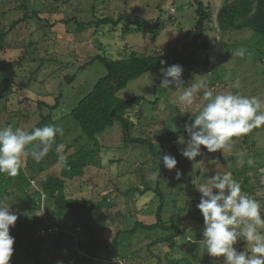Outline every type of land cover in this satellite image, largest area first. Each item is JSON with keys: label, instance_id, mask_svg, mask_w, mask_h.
<instances>
[{"label": "trees", "instance_id": "16d2710c", "mask_svg": "<svg viewBox=\"0 0 264 264\" xmlns=\"http://www.w3.org/2000/svg\"><path fill=\"white\" fill-rule=\"evenodd\" d=\"M58 1L62 0H48L45 5L34 8L36 11L33 12H29L25 4L20 5L21 9H28L27 13L0 35V41H3L18 25L29 21L30 31L32 26L37 27L35 31L30 32L22 57L9 62L14 68L8 72L4 69V76L0 78V128L7 121L10 112L5 104L17 96L18 91L12 89L17 87L19 90L27 88L36 101V111L24 107L19 109L18 113L17 119L20 123L26 126L29 121L31 122L28 127L31 128L30 131L49 124L58 126L57 123L54 124L55 115L67 111L66 114L69 116L67 119L74 124L75 130L79 133L72 144L65 145L62 141L54 143L53 148L40 161H35L30 156L24 157L19 175L10 177L6 173H0V202L15 198L19 206L25 210L21 214L15 212L18 219L10 228V235L15 238L10 264H50L51 256H47L46 250L54 255L64 254L59 255L66 257L64 264H191L189 259L184 257L175 258L174 252L183 233L185 219L183 217L179 219L175 212L170 215L169 221H165L166 197L160 187L168 170L163 165V155L171 154L178 162L184 158L180 154L182 147L176 146L175 141L170 140L156 148L153 141L140 136L134 137L132 133L138 128L132 119L139 118V113L130 111L142 107V104L148 101L144 97L123 100L118 95L133 80L151 71L161 70V60L166 61L164 67L173 64L182 67L196 66L198 64L196 51L206 45L202 40L206 30L205 24L212 19L210 7H205L200 0H194L197 23L191 40L180 48L170 49L165 55H140L127 50L125 57L112 59L97 51L79 60L78 65H75V72H67L72 64L64 58L69 54L66 55L58 49L53 55L48 49V43L53 44L57 37L53 31L55 23L41 15L43 8L50 12L47 6ZM251 1L255 7L250 14L247 10L241 9L239 2L230 3V0H227L217 13L218 30L220 32L250 30L264 41V0ZM60 22L73 43L80 48L79 50L76 47L74 53L78 59L80 51L82 53L86 46L83 42L87 34L91 40L106 31L111 33L120 31L124 38L132 33H150L157 37L163 30L160 20L154 23L129 12L120 13L117 17L98 15L95 7L89 19L70 15ZM93 42L94 45L95 41ZM97 49L101 50V47ZM54 51L53 46L52 52ZM97 62L104 66L106 74L98 79L91 91L83 93V97L77 101L71 100L73 95L65 96L63 89L71 87L78 91L79 88L75 85L80 75L86 73L88 68ZM24 63L25 65L21 66ZM30 63L32 66L27 67L26 64ZM209 63L210 59L207 57L202 65L208 66ZM49 66H55L56 71L46 75ZM26 69L30 70L28 75H24ZM60 70L64 73L60 74ZM20 78L24 83L18 84L16 80ZM87 79L85 76L82 80ZM37 83L41 86H37ZM50 86H58L61 90L56 96L51 91V94L44 95L43 89L50 90ZM18 96L20 97L19 94ZM19 97L16 102L22 104L24 100ZM3 99L6 101L3 102ZM156 103H159V99ZM133 116L135 117L132 118ZM36 118H39V122L35 123ZM48 120L50 123L47 124ZM6 123L5 126H8V122ZM116 123L123 127L126 144L137 143L146 146L153 158L161 162L156 188H150L146 178L142 180L143 185L140 188L131 187V184L126 185V190L120 185L119 188H113L114 179L120 182V179L129 175L124 172L116 178L114 174L105 171L103 175L109 177V185L112 188L100 189V178L103 176L101 165L104 161L100 154L102 144L98 136ZM61 128L63 129V126ZM33 143L38 144L39 141ZM58 144L64 145V149L59 152L55 149ZM53 154L56 156L51 158ZM109 160L111 165L120 162L114 157ZM57 163L59 165L55 167ZM241 187L242 191L248 188ZM138 190L140 197L147 196L148 192L152 194L151 196L156 194L157 198L160 197L155 210L152 211L154 200L151 198L149 203L142 204L134 219L133 216L126 215L125 211L118 212L119 215L111 213L112 210L116 212L121 210L118 209V200L121 196L135 195ZM188 201L190 204L195 202L193 199ZM42 211L46 212L48 217H42ZM181 211L184 212L183 209ZM125 223L127 227H124ZM112 227L115 231L112 239L103 238L97 233L98 229L107 230ZM137 242L145 243L146 247L135 249ZM45 257L50 262L46 261ZM208 260L213 264L212 259ZM199 264H206V259H201Z\"/></svg>", "mask_w": 264, "mask_h": 264}, {"label": "rangeland", "instance_id": "374dc122", "mask_svg": "<svg viewBox=\"0 0 264 264\" xmlns=\"http://www.w3.org/2000/svg\"><path fill=\"white\" fill-rule=\"evenodd\" d=\"M200 1L205 7H210L212 15L211 21L205 24L206 30L202 42L206 45L196 51L198 64L196 66H184L182 75L183 87L189 86L195 80H203L207 85V88L202 89L197 95L194 104L182 107L176 102L177 97L183 91L182 88L179 89L174 84L170 85L169 88L160 87L163 79L160 70L151 71L133 80L118 95L123 100L144 97L148 101L143 103L142 107L130 111L139 113V118L132 117H135L132 121L136 123L138 128L132 135L153 141L156 148L162 146L163 142L170 140H174L178 147H185V145L177 143L178 137L183 136L185 141L189 139L188 134L185 132V125L193 122V118L198 114V105L206 103L202 99L203 91L205 90H212L214 94L232 92L256 97L261 102V110L264 111V43H262L264 41L250 30L220 32L216 17L218 11L225 5L227 0ZM236 1L240 3L241 9L247 10L250 14L252 13L255 5L251 0H230V3ZM47 2L48 0H0V35L3 31L9 30V27L15 21L22 19L28 9L29 12L36 11L34 8L45 5ZM22 4H25L28 9H21L20 5ZM93 7L96 8L98 15L117 17L120 13L129 12L131 15L139 16L154 23L160 20L163 24V30L157 37L150 33H132L124 38L120 31L114 33L106 31V33L98 34L96 39L91 40L90 35L87 34L83 42L84 46H86L82 53L80 51V59H78L75 58L77 55L74 53H76V47L79 50L80 48L73 43L72 38L60 21L70 15H78L82 19H89L92 15ZM47 8L51 13L43 8L41 15L55 23L53 31L57 35L53 44L51 42L48 43V49L53 55L57 53L58 49L66 55L69 54L70 57L64 58V60L68 59L67 62L72 64L67 72H75V65H78L79 60L81 61L83 57L95 54L97 51L112 59L125 57L127 50L137 52L140 55H165L170 49L180 48L189 42L197 23L194 0H62L47 6ZM28 23L30 24V21L18 25L16 29L5 36L6 38L3 41H0V78L4 76V69H7L6 71L8 72L14 68V65H9V62L17 61V58L22 57L30 32L36 30L37 27L34 25L30 31ZM40 33L43 34V32ZM93 41H95L94 45L92 44ZM88 43L90 44L87 45ZM53 46L54 53L52 52ZM98 47H101V50H98ZM240 47L248 50L243 57L235 54ZM30 57H33V55H30ZM207 57H209L210 63L208 66H203L202 63L205 62ZM24 65L25 63L21 66ZM26 66L31 67L32 64H26ZM48 69L49 71L46 75L51 74L54 70L56 71L55 66H49ZM29 71L26 69L24 75H28ZM63 73L60 70V74ZM105 74L104 66L97 62L88 68L86 73L80 75L81 80L79 79L75 85L76 88H79L78 91H74L71 87H65L63 93L68 97L73 95L71 100L77 101L83 93L91 91L98 79ZM85 76L88 79L83 81L82 79ZM16 81L19 82L18 84L24 83L21 78ZM36 85L41 86L40 83ZM49 88L50 90L44 88V92L42 90L44 95H49L52 92L56 96L57 92L61 90L58 86H50ZM12 89L18 91L16 93L20 97L17 94L8 104H5V107H8L10 111L6 122L13 127H21L26 131H30L31 128L28 127L31 122L29 121L25 126L17 118L19 109L24 107L31 111H36V101L27 88L19 90L14 87ZM17 97L23 99L24 102L18 104L16 102ZM157 99H159L158 104L156 103ZM2 101L5 102L6 100L3 99ZM3 105L4 103L1 105L2 108L4 107ZM66 112H61V115H55L56 121L54 122V124L57 123L59 127L63 126V129H65L62 136H57L55 143L62 141L65 145L72 144L79 134L75 130L74 124L67 119L69 116ZM34 121L35 123L39 122V118ZM5 123L1 125V128L5 126ZM48 123H50L49 120L47 121ZM98 138L102 144L100 154L102 161H104V164L101 165V176L105 171L106 173L114 174L116 178L120 173L124 172L129 175L120 179V182L114 179L112 181L113 188H119L120 185L122 189L126 190L127 184H131V187L140 188L143 185L142 180L144 178L147 179V184L150 188H156L158 178L153 180L151 177L153 173H157L159 177V165L161 162L158 161L159 159L153 158L146 146L137 143L126 144L123 138V127L120 123H116L113 127L105 130ZM52 152L56 153V151ZM201 152L202 155L198 156L195 161H190L184 157L177 162L176 169L166 171L160 185L166 197L164 219L169 221L170 215L175 212L179 219L182 217L185 219L183 233L174 252L175 258L184 257L189 259L191 264H199L203 258L206 259V264H210L208 259H212L213 264H223L222 257L209 256L205 246L198 243L204 239V220L201 212L196 207L201 200V193L196 189L195 184L206 183L216 173L230 171L241 186L248 187L244 192L261 203L262 213H264V165H262L264 163V126L254 129L245 136L234 138L233 142L223 150L209 153L206 148L201 146ZM54 156L56 155L53 154L51 158H54ZM112 157L120 162L111 165L109 159ZM212 160H216L217 163H210ZM249 160L253 161V163L249 164ZM57 165L59 163L54 166L56 167ZM177 170L181 173L179 179L176 177ZM100 186L102 190L105 188L111 189L109 177L103 175L100 178ZM139 192L138 190L135 195L121 196L118 200V209L121 208V210H117V212L112 210L111 213L125 211L126 215L129 214L128 216H133L132 219H134L137 211L139 212L142 208V204L149 203L151 198L154 200L152 211L155 210L157 205H159L160 197L157 198L156 194L151 196L150 192L147 193V196L140 197ZM192 199L195 202L192 204L188 203V200L191 201ZM4 203L10 205L11 210L17 214L25 212L15 198L6 199ZM41 213L42 217L47 216L46 212L42 211ZM124 227H127L126 223ZM97 233L103 238L112 239L115 231L112 227L107 228V230L98 229ZM246 244V241L241 240L234 247L241 251L246 248ZM145 245V243L137 242L135 249L145 248ZM45 252L47 256H51V262L45 257L50 264H64L66 261V257H61L64 255L62 253H59L61 255L59 256L50 254L47 250Z\"/></svg>", "mask_w": 264, "mask_h": 264}, {"label": "clouds", "instance_id": "9594fccd", "mask_svg": "<svg viewBox=\"0 0 264 264\" xmlns=\"http://www.w3.org/2000/svg\"><path fill=\"white\" fill-rule=\"evenodd\" d=\"M247 51L240 47L235 54L243 57ZM160 63L163 76L160 87L169 88L174 84L182 88L176 102L182 107L192 106L207 85L203 80H195L183 87V67L179 64L164 67L166 61L163 60ZM202 99L206 103L198 105V114L193 122L185 125L189 139L185 141L181 136L177 140L179 145H185L180 149V154L190 161L202 155L201 146L209 153H215L225 149L234 138L264 126V111L256 97L232 92L214 94L212 90H205ZM58 135H63V129L56 125L36 127L31 131L12 125L0 128V173L10 177L19 175L23 158L30 156L40 161L53 148ZM36 141L39 143L33 144ZM63 147V144L56 145L58 152ZM162 160L168 170L176 169L175 156L166 154ZM248 163L252 164L253 161L249 160ZM180 176L177 170V179ZM151 178L156 180L158 174L153 173ZM195 187L201 193L196 207L204 220V239L198 243L205 246L207 254L222 257L223 264H264V213L261 203L242 191L241 184L230 171L216 173L206 183L195 184ZM17 219L10 205L0 202V264H10L15 242L10 228ZM241 240L247 242L246 248L238 251L234 246Z\"/></svg>", "mask_w": 264, "mask_h": 264}, {"label": "built area", "instance_id": "2783aa9c", "mask_svg": "<svg viewBox=\"0 0 264 264\" xmlns=\"http://www.w3.org/2000/svg\"><path fill=\"white\" fill-rule=\"evenodd\" d=\"M44 233V232H43Z\"/></svg>", "mask_w": 264, "mask_h": 264}]
</instances>
